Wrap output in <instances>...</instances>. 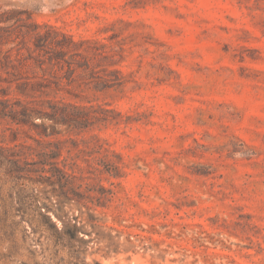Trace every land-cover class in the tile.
I'll return each instance as SVG.
<instances>
[{"label":"rangeland","instance_id":"374dc122","mask_svg":"<svg viewBox=\"0 0 264 264\" xmlns=\"http://www.w3.org/2000/svg\"><path fill=\"white\" fill-rule=\"evenodd\" d=\"M1 1L125 59L89 92L124 117L83 137L121 169L71 206L85 242L41 215L61 227L49 173L0 166V264H264V0Z\"/></svg>","mask_w":264,"mask_h":264},{"label":"trees","instance_id":"16d2710c","mask_svg":"<svg viewBox=\"0 0 264 264\" xmlns=\"http://www.w3.org/2000/svg\"><path fill=\"white\" fill-rule=\"evenodd\" d=\"M108 47L76 40L0 0V166L19 180H32L35 171L49 173L43 178L55 184L53 212L61 227L48 215L49 207L41 215L68 244L85 242L81 234L97 220L90 213L87 218L71 213L74 202L91 210L83 187L88 189L98 174L121 176L118 165L99 160L96 167L86 158L102 139L96 134L83 138L124 117L89 95L122 83L118 66L125 55L109 53L117 51Z\"/></svg>","mask_w":264,"mask_h":264}]
</instances>
